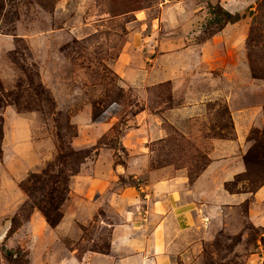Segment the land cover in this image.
<instances>
[{"label":"rangeland","instance_id":"1","mask_svg":"<svg viewBox=\"0 0 264 264\" xmlns=\"http://www.w3.org/2000/svg\"><path fill=\"white\" fill-rule=\"evenodd\" d=\"M64 149L51 227L22 184ZM204 165L229 179L165 259L264 264V0H0V264H101Z\"/></svg>","mask_w":264,"mask_h":264},{"label":"crops","instance_id":"2","mask_svg":"<svg viewBox=\"0 0 264 264\" xmlns=\"http://www.w3.org/2000/svg\"><path fill=\"white\" fill-rule=\"evenodd\" d=\"M247 72H249V70L246 71V73ZM248 77L249 76L246 78ZM211 96L214 95H209L208 98ZM200 106L201 104L199 103L187 107V109L191 110L189 113L190 116L197 115L196 109L200 108ZM246 134V132L240 133V139L242 140ZM217 144L222 146L223 143L222 141H219ZM217 150L221 151L220 149ZM217 165L218 164H216V166ZM212 168L215 167L211 165L204 170L189 188H186L185 185H181L188 190L186 194L180 192L183 200H180L174 191L172 194L175 195H169L170 202L168 204L166 203L163 205L157 203L156 206H160L158 207V209H160L156 213V217L152 219L153 223L147 224L144 221H141L139 224L137 221H133L132 230L137 229L139 225L149 226L148 234L146 235L144 233L141 241L133 239L132 235L115 238L112 241V252L109 255L96 257L94 262H100L101 264H180L176 258L177 255L169 257L168 260L165 259L167 255L174 253L169 249L168 244L172 242L174 235L199 228L204 222L203 216H206L205 211L209 204V201L206 198L208 196L207 194H210V192L213 191L217 196L220 195L219 191L223 182H226L229 179H216L215 176H212L213 174H210ZM243 168L242 165L237 172H240ZM178 182L179 181H176L174 185H179ZM184 183L185 181H182L181 184ZM167 207V211L170 214L165 216V209ZM174 258L176 259L174 260Z\"/></svg>","mask_w":264,"mask_h":264},{"label":"trees","instance_id":"3","mask_svg":"<svg viewBox=\"0 0 264 264\" xmlns=\"http://www.w3.org/2000/svg\"><path fill=\"white\" fill-rule=\"evenodd\" d=\"M238 19L239 18L234 16L232 13L225 11V17L220 19V21L226 20L228 22H234ZM258 149L262 152L259 147ZM254 153L255 149L251 150V152L245 156L246 163L248 165L253 163L256 159H261L260 157L253 159V156L255 155ZM88 154V151H74L64 149L56 159V163L64 166L61 174L50 175L53 165H56V163H51L49 164L48 168L43 170L42 175L32 174L28 178L27 182L22 184L23 189L31 198L34 196L36 191L41 190L43 197L40 200L34 201V204L35 207H37L43 213V216L51 227H56L63 218L61 206L63 202L66 201L70 193L68 177L71 175H76L80 171V166L82 163H84V160ZM205 167V165L200 167L195 174L191 173L189 176L190 182H194V180L200 175ZM67 169L70 171L69 175H66ZM45 176H49V178L45 179ZM35 179L37 182H41L42 184L40 186L31 187L29 183L33 182ZM108 252L109 250L102 253Z\"/></svg>","mask_w":264,"mask_h":264}]
</instances>
